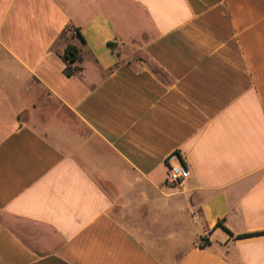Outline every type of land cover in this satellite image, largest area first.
<instances>
[{
    "label": "crops",
    "instance_id": "crops-1",
    "mask_svg": "<svg viewBox=\"0 0 264 264\" xmlns=\"http://www.w3.org/2000/svg\"><path fill=\"white\" fill-rule=\"evenodd\" d=\"M260 231L264 0H0V264H264Z\"/></svg>",
    "mask_w": 264,
    "mask_h": 264
},
{
    "label": "trees",
    "instance_id": "trees-1",
    "mask_svg": "<svg viewBox=\"0 0 264 264\" xmlns=\"http://www.w3.org/2000/svg\"><path fill=\"white\" fill-rule=\"evenodd\" d=\"M68 31H70L73 35L77 36L80 40L84 41V38L81 35L79 28H68ZM65 35L66 34H64L63 36ZM62 58L66 63L64 73L67 76L78 75L82 71V67H80L79 65H76V63L80 59V50H79V47H77L76 45H68L67 48L65 49V52L62 55ZM218 225H222L221 222H218ZM225 229L229 231L227 228ZM261 233H264V231L254 232V233H245V234L238 235L237 237L244 238V237L258 235ZM204 242H206V238L202 239L201 246L205 245Z\"/></svg>",
    "mask_w": 264,
    "mask_h": 264
},
{
    "label": "built area",
    "instance_id": "built-area-1",
    "mask_svg": "<svg viewBox=\"0 0 264 264\" xmlns=\"http://www.w3.org/2000/svg\"><path fill=\"white\" fill-rule=\"evenodd\" d=\"M167 174L165 182L170 186L181 184L189 175V168L181 161L177 152L170 154L166 160Z\"/></svg>",
    "mask_w": 264,
    "mask_h": 264
}]
</instances>
